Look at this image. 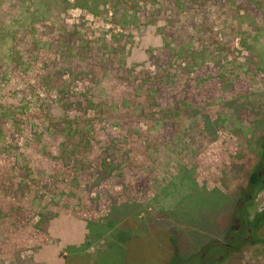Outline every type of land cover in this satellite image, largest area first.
Here are the masks:
<instances>
[{
  "label": "rangeland",
  "instance_id": "374dc122",
  "mask_svg": "<svg viewBox=\"0 0 264 264\" xmlns=\"http://www.w3.org/2000/svg\"><path fill=\"white\" fill-rule=\"evenodd\" d=\"M99 3L0 0V264H170L224 226L185 232L182 172L230 198L257 163L264 0Z\"/></svg>",
  "mask_w": 264,
  "mask_h": 264
},
{
  "label": "trees",
  "instance_id": "16d2710c",
  "mask_svg": "<svg viewBox=\"0 0 264 264\" xmlns=\"http://www.w3.org/2000/svg\"><path fill=\"white\" fill-rule=\"evenodd\" d=\"M77 4L80 9L94 14L99 9L100 3L99 0H77ZM205 129H208V126ZM257 156L256 165L246 173L245 184L238 186L234 196L230 198L217 190L210 194L200 192L195 181L189 178L184 180L185 173L182 172L181 177L175 182H179V188L182 190L193 189L194 192L185 194L178 205L188 207V204L192 203L191 199H196L192 203L194 217H189L190 212L180 213L178 222L187 230L185 232L191 234V230L194 229L208 232L214 229L208 226L217 225L219 221L224 226L219 230L216 229L218 235L202 242L199 250L192 255L180 253L176 244L177 238L172 233L170 264H223L247 247L264 248V206L260 211L253 212L256 199L264 192V139L258 143ZM197 231L194 234H198Z\"/></svg>",
  "mask_w": 264,
  "mask_h": 264
},
{
  "label": "crops",
  "instance_id": "0c3cea01",
  "mask_svg": "<svg viewBox=\"0 0 264 264\" xmlns=\"http://www.w3.org/2000/svg\"><path fill=\"white\" fill-rule=\"evenodd\" d=\"M64 224H65L64 222H60V224L53 222L51 224V226L49 227L51 234L54 235V236H59V234H61L65 239H67V236H68L67 233H63V230L60 228V225L63 227ZM71 224L76 229V232L72 233V234L71 233L69 234V238H71L69 240L75 241V243H77L78 245L82 244L84 242L85 236L87 235V233L84 230L85 227L83 226V224L81 222H78V221L77 222H73ZM48 236H50V235H48Z\"/></svg>",
  "mask_w": 264,
  "mask_h": 264
}]
</instances>
